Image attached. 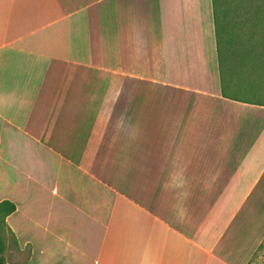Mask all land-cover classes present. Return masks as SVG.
Masks as SVG:
<instances>
[{
  "label": "crops",
  "instance_id": "0c3cea01",
  "mask_svg": "<svg viewBox=\"0 0 264 264\" xmlns=\"http://www.w3.org/2000/svg\"><path fill=\"white\" fill-rule=\"evenodd\" d=\"M1 200L17 264H255L264 100L213 0H0Z\"/></svg>",
  "mask_w": 264,
  "mask_h": 264
},
{
  "label": "rangeland",
  "instance_id": "374dc122",
  "mask_svg": "<svg viewBox=\"0 0 264 264\" xmlns=\"http://www.w3.org/2000/svg\"><path fill=\"white\" fill-rule=\"evenodd\" d=\"M217 1L218 8L222 7L224 12L223 22L217 24L224 85L231 93L238 96L264 100V0ZM224 28L228 35L224 32ZM227 45L228 50H226ZM229 76L231 82L235 81L236 84L257 82L253 86L257 88L244 89L227 85ZM0 236L3 247L0 254L4 255L6 263L17 264L14 238L7 233L1 223ZM254 262L264 264V245L257 253Z\"/></svg>",
  "mask_w": 264,
  "mask_h": 264
},
{
  "label": "trees",
  "instance_id": "16d2710c",
  "mask_svg": "<svg viewBox=\"0 0 264 264\" xmlns=\"http://www.w3.org/2000/svg\"><path fill=\"white\" fill-rule=\"evenodd\" d=\"M213 11H214V17H215V27H216V35H217V44L219 46V37H218V23L219 22H223V9L221 7V9L218 8V1L217 0H213ZM224 32L227 34V31L224 28ZM228 35V34H227ZM230 38V36H229ZM230 42V41H229ZM226 50H228V45L226 47ZM219 57H220V53H219ZM15 209V205L14 203L8 201V200H1L0 201V223L5 226V216L7 214H9L10 212H12ZM3 247H2V238L0 236V252L2 251ZM0 264H6V261L4 259V255L0 254Z\"/></svg>",
  "mask_w": 264,
  "mask_h": 264
}]
</instances>
